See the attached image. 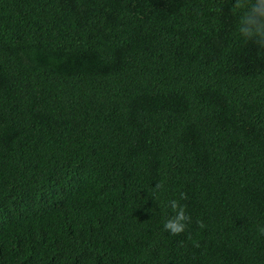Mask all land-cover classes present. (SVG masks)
I'll return each instance as SVG.
<instances>
[{"label":"trees","instance_id":"trees-1","mask_svg":"<svg viewBox=\"0 0 264 264\" xmlns=\"http://www.w3.org/2000/svg\"><path fill=\"white\" fill-rule=\"evenodd\" d=\"M0 264H264V0H0Z\"/></svg>","mask_w":264,"mask_h":264},{"label":"clouds","instance_id":"clouds-1","mask_svg":"<svg viewBox=\"0 0 264 264\" xmlns=\"http://www.w3.org/2000/svg\"><path fill=\"white\" fill-rule=\"evenodd\" d=\"M171 207L175 215L165 222L164 228L172 234L178 235L185 230L186 222L190 221L191 218L185 215L184 207L179 206L177 201H172Z\"/></svg>","mask_w":264,"mask_h":264}]
</instances>
